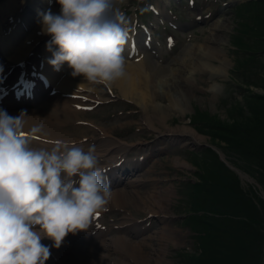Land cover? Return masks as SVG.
<instances>
[{"label": "rangeland", "instance_id": "obj_1", "mask_svg": "<svg viewBox=\"0 0 264 264\" xmlns=\"http://www.w3.org/2000/svg\"><path fill=\"white\" fill-rule=\"evenodd\" d=\"M114 1L115 9L121 14L128 9L129 4L134 3L133 6L138 9H141L143 5V0ZM163 1L165 0H147V7L145 8V5H143L138 18V24L141 21L146 24H153L154 36L160 41V47L158 48V59L160 62L169 61V59L172 58L173 64L171 63L170 67L172 66L174 68L189 64L191 61L190 58L184 62L178 61L179 58L183 57L181 55L183 46L192 44L202 49L203 44H209L205 39L210 37L212 33L214 37L225 39L221 47L224 49L227 58L226 61L228 62L226 75L222 74V76L220 75L216 78L200 70L197 72L196 70L193 71L192 76L196 84L192 85V90L202 101H192L190 106L187 105L189 109L184 115L178 116L177 112L172 110V113H169L163 119L156 104L164 105L167 104L168 100L166 97L157 95L156 97L153 96L152 100L147 103V113L152 114L151 122L149 121L148 123L147 119L143 117L140 107L129 103V101H125V98L112 97L108 93L109 96L107 97V101H104L105 99L97 100L99 104H95L92 100L91 105L93 108L91 110L75 111L74 117L62 126L63 129H61V131L63 133L61 134L65 133L69 136L88 138L93 135L95 136L97 131L101 130L104 135L112 136L128 146L126 153L132 152L136 145L142 148H145L147 145L161 148L157 155L148 159L145 169L140 172V184L134 182L133 185L129 187L127 197L132 199V204L130 207L129 205H125V208L131 211L133 218L142 220L141 223L147 222L151 224L143 231L142 236L151 234L152 237L147 238L146 244L141 246V250L150 254H154L155 251L160 252L163 255L161 264H177L176 259L173 258L175 251L182 248L187 251L194 249L191 237L192 232L187 227L183 226L180 218L183 214H186L185 211L195 208L194 204L190 201L192 194L189 188L184 187V194L181 191L183 182L188 179H198L196 171L197 166L202 167L203 172L205 170L203 169V160L198 163V159L196 160V158H193L192 161L195 167L192 166V163H190L192 155L188 153V151L184 152L185 148L183 147L168 144V140L175 137L176 139H181L183 143L194 142L196 145L211 143L207 134H201L195 130V128L198 129L195 125V118L198 114L194 112L199 111L201 113H206V116L210 115L214 120L217 119L220 122L226 123L229 121L230 104L235 102L233 101L234 99H237V102L241 104V93L242 91H246L243 89L244 86L241 85L245 74L249 79L252 78L250 70L255 72L253 75L254 79L264 74V52L260 54L256 52L251 55V53L246 52L242 46H239V43H232L237 36L235 30L238 25L242 23H245V29L247 28V30L244 31V34L241 35L240 33L237 37H240V44L244 43V41L250 43L249 41L253 35L252 28H257L256 25L253 26V14L258 12L261 13V9H255L254 12L253 9H243L248 15L245 17V20L240 21L235 11L232 10V7L235 3L241 2L242 0H178L175 3L172 2L173 0H170V6L166 5L169 1L162 4ZM6 3L7 0H0V5L5 6ZM51 4L52 2L49 3V11L53 9L55 14H59L60 5L56 0H53V4ZM156 4H160L162 9L161 12L167 17V20H171L175 26L179 28L177 31L167 28L166 21L163 24L160 23L158 28L156 27L157 23H154L155 17L151 15V11L148 8L149 5H153V7L156 8ZM4 6L3 11L0 13V23L4 24L3 27H6L5 25L8 24L9 16L4 17ZM124 17L125 19H129L126 20L128 24L131 20V16L125 15ZM213 26L217 28L212 30ZM263 26H259V28ZM168 33H170L174 39L171 48H168L164 42L165 34ZM262 34L264 35V32H262ZM231 43L235 45H231ZM258 50L264 51V49ZM156 59L157 58H154V60ZM237 60H242L244 62L243 67L233 71V64H236ZM213 62L215 64L219 63L218 60H214ZM215 81L217 90L215 93L216 95L213 96L207 89H209L210 85L215 83ZM139 84L141 85V83ZM251 88L252 87H250V89ZM260 89V87L253 88V90L257 92H260ZM110 91L112 94L121 97L115 86H110ZM211 97L214 99L208 100V98ZM171 99L178 100L175 97ZM192 113L194 114L192 115ZM191 117H193V121ZM192 129L198 134H201L203 138L199 139L194 137L191 131ZM130 146L134 147L131 148ZM201 148L202 147L199 148L200 150L197 149V151L203 150ZM197 155L200 156V154ZM229 160L228 157V161ZM249 175L253 177L251 174ZM239 186L248 197L255 194L256 197L253 198H261V193H259L258 188L249 181L240 179ZM169 187L172 188L173 192L170 195L169 202L164 203L165 207H161L160 210L156 207L157 212L153 214L147 213L143 204H149L150 197L148 192H155L160 188ZM139 195L141 196L140 198ZM196 199L199 200L200 197H196ZM137 204L142 206L144 210L136 208ZM116 216H118V213H108V215L105 216L104 225L105 228L109 229L108 234L110 236H113L115 233L114 230L111 229V226L115 223L117 224ZM164 225L170 227L174 233L170 237L159 239L157 238L156 231ZM150 228L151 230H149ZM138 239L139 237H130V240L133 242H139L137 241ZM113 247L114 253L116 252L121 258H129V253H124L120 248ZM125 248H128L127 245H124V249ZM261 264H264V244L262 248Z\"/></svg>", "mask_w": 264, "mask_h": 264}, {"label": "clouds", "instance_id": "obj_2", "mask_svg": "<svg viewBox=\"0 0 264 264\" xmlns=\"http://www.w3.org/2000/svg\"><path fill=\"white\" fill-rule=\"evenodd\" d=\"M59 14L38 13L46 48L56 69L67 63L73 77L110 86L125 75L122 55L129 29L114 0H56ZM25 114L0 110V264H45L52 241L59 248L68 234L86 231L108 203L95 148L68 142L34 148L24 134ZM41 131L34 126L30 134Z\"/></svg>", "mask_w": 264, "mask_h": 264}, {"label": "bare ground", "instance_id": "obj_3", "mask_svg": "<svg viewBox=\"0 0 264 264\" xmlns=\"http://www.w3.org/2000/svg\"><path fill=\"white\" fill-rule=\"evenodd\" d=\"M47 1L48 0L23 1V5L25 7L29 5L33 9L31 12H29V14L26 15V22H24L25 17H22L20 22L23 21L25 25L29 23V29L33 28L34 30L32 33L38 31L41 32L40 16L38 13L45 11L44 8L46 7ZM2 11L3 5H0V13ZM21 25V23L15 24L11 35L21 31ZM215 26L212 27V30L217 28ZM210 35V37L205 39L209 42V44H203L202 49L200 47H195L192 44L183 46L181 49V55L183 57H178V61L184 62L189 58L191 61L189 64L185 66H177V68L172 66L170 67L171 63L173 64L172 58L169 59V61L166 60L161 63L158 59L157 53H155L153 48L139 47L140 49H134L133 52H136L130 57L133 59L132 61L131 59H128L129 56L123 52L122 55L125 60V75L112 85L118 89L119 95L122 98H125L126 101H129V103L141 108L143 117L147 119L148 123L149 121L151 122L152 114L147 113V103L152 100L153 96L156 97L157 95L166 97L168 100L167 104H156V107L160 111L163 119L169 113H172V110L177 112L178 116L184 115L185 112L188 111V106H190L192 101H202V99L196 96L192 90V85L196 84L195 79L192 76L193 71L196 70L197 72L200 70L205 74H210L216 78L220 75L222 76V74L226 75L227 72L228 62L226 61L227 58L225 56L224 49L221 47L225 39L221 37H214L212 33ZM11 41L12 40L7 41L0 39V72L4 69L11 68L12 72H14L16 75L17 73H20L23 74V77L31 76L30 69L23 65L17 67L15 63L23 62L26 53L31 51L33 52V49L31 48L33 45H29L25 49L18 50L19 54L25 53L22 60H20L21 57L15 58V61L11 62L7 67L1 64L3 57H5L7 53V50L5 49L12 44ZM57 50L54 49L53 51L52 49L48 50L45 48L42 52L44 71L47 73V77L50 80V86L48 88L49 90L54 88V95L50 96L49 94L44 93L43 97L46 100L41 106H38L34 109H17V107L7 99L3 102L5 106L12 108L6 111L10 116L16 117L20 115L21 112L25 114V133L30 134V129L34 126L40 127L41 131L35 134L37 137H39V139L36 141L30 139V144L34 148H51L56 143V141L66 142L68 139L60 136L61 133H63L61 131V124L73 118L75 112L72 106L76 105L78 107L79 105L77 104L82 103L79 101V97H83V99L86 101L85 103L88 105H90V101L92 100L105 99L104 101H107V97L109 96L108 89L110 90V86L112 87V85L103 86L91 84L85 81L82 76L73 77L71 72L68 73L66 71L69 68L67 63H64L60 66L64 71V74L61 75L60 73L53 70L49 66L48 61L53 56L52 52ZM154 58L157 59L154 60ZM214 60H218L219 63L215 64L213 62ZM12 67H15L16 69H13ZM12 82H14V80H12ZM139 83H141V85ZM207 90L210 92V94L215 96L217 90L216 81L215 83H212ZM68 94L74 98H69L67 96ZM172 97H175L178 100H172ZM212 99L214 98H208V100ZM41 136L45 137L47 140H44ZM70 139H73L77 143L74 144L75 146H79L85 151H87L89 147L95 148V154L98 157L99 166L103 170V176L108 178L109 187L111 190V197L106 205L117 207L129 205L130 207L132 204V199L125 196L126 192H128V189H126V187L120 189L117 186L126 180L127 175L130 174V171L135 172V179L130 180L129 183L138 182V184H140V172H142L143 168L141 167L142 162H140L139 159L135 161H133V159L125 161L123 156V152L125 151L124 145L121 146L118 141L113 140L108 135H104L103 132L97 131L95 136L93 135L84 139L77 136L70 137ZM101 143H103V146L100 148ZM149 151L151 154L153 153L152 149H149ZM115 174H118V176ZM121 175H125V177L122 178ZM171 194V187L160 188L155 192H148L150 197L149 204L145 205L141 201L140 202L144 205L145 211L147 213H155L157 212L156 207L159 210L161 207H165L164 203L169 202ZM140 197L141 196L139 195V198ZM136 208L139 210H144L142 206L138 204L136 205ZM124 221H127V218L121 219L120 224H123ZM119 228L120 226H118V229ZM92 230L93 228H90L87 230V232L80 231L76 234H71L72 236L70 240H64L59 248L52 247L51 240L47 238L42 239V243L49 246L50 249V257L45 262V264L162 263L163 255L160 252L155 251L154 254H150L141 250V246L146 244L147 238L152 237L151 234L142 236L141 233L139 235V239L137 240L139 242H133L122 240V236L120 234L122 230L116 231V236L113 238L115 248H120L124 253H129L130 255L129 258H121L118 254H116L114 257L112 256L111 259L109 252H107L108 250H106L111 248V243L109 242L106 244L105 240L103 239L92 242L94 238L87 237L88 233ZM149 230H151V228ZM156 232L157 238L159 239L170 237L174 233L170 227L165 225ZM124 245H127L128 248L124 249Z\"/></svg>", "mask_w": 264, "mask_h": 264}, {"label": "trees", "instance_id": "obj_4", "mask_svg": "<svg viewBox=\"0 0 264 264\" xmlns=\"http://www.w3.org/2000/svg\"><path fill=\"white\" fill-rule=\"evenodd\" d=\"M249 9L253 12L261 9V13L253 14L254 26H257L255 33L264 37V0L250 1ZM263 42L259 38L254 45L260 46ZM258 84L264 89V74L258 77ZM245 100L243 108L236 110L233 107L236 114H232V124L209 117L207 122L220 129L226 127L227 130H211L221 135L226 152L241 159L243 168L254 174L264 189V95L247 96ZM203 164V181L196 192L204 195L199 199L198 208L214 211L219 216H202L198 225L204 233L199 237L202 252L192 258L193 264H261L264 201L253 198L255 194L248 197L240 188L235 174L222 164ZM208 206H214L219 212Z\"/></svg>", "mask_w": 264, "mask_h": 264}]
</instances>
